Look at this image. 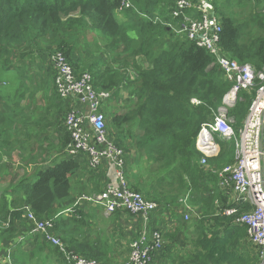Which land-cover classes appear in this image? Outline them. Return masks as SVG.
Masks as SVG:
<instances>
[{"label": "trees", "instance_id": "1", "mask_svg": "<svg viewBox=\"0 0 264 264\" xmlns=\"http://www.w3.org/2000/svg\"><path fill=\"white\" fill-rule=\"evenodd\" d=\"M126 1L129 7L121 8ZM177 1L0 0V77L11 69L12 61L17 66L21 64L23 51L36 47L47 56L54 76L50 54L56 52L65 56L76 77L88 72L94 89L110 94L101 112L108 120V135L124 152V175L129 188L156 204L153 215L166 211L179 219L183 206L177 203L186 194L187 203L195 211L187 221L180 217L176 229L166 232L160 230L151 216L149 229L161 231L164 244L149 264L161 259L170 260L167 264H260L246 226L237 222L248 212L249 204L232 202L229 193L219 187L218 172L235 162L234 142L216 140L217 156L210 158L206 166L199 164L196 135L215 116L231 84L214 63L213 55L174 35L173 28H177L179 19L172 21V10ZM184 1L190 6L183 12L191 19H200L203 15L200 7L218 18L221 27L218 46L222 54L240 65H250L255 73L262 70L264 0ZM119 13L121 20L117 17ZM89 30L108 44L100 55L92 56L84 49L86 54L79 56L76 40ZM259 86L255 80V87L239 91L236 103L227 110L236 135ZM118 101L120 107L122 104L121 113H115L109 105ZM68 107L66 103L63 116ZM61 137L60 148L66 154L69 137L67 134ZM0 146L2 149L3 144ZM141 151L147 154L142 165L137 155ZM66 156V160L54 166L49 163V167L15 175L3 189L0 257L10 252L11 264H26L22 260L26 257L23 246L15 240L20 236L29 248L36 247L38 255L45 254L65 264L57 248L40 234H31L29 223L24 225L25 207L38 220L54 218L52 233L67 251L107 264L102 242L74 238L72 229L82 224L77 219L79 213L74 212L68 220L59 214L71 206L65 203L79 169L75 157ZM98 169L90 171L91 175L100 171L101 178L93 185L92 193L103 191L105 173ZM3 173L10 175L7 169H0L1 176ZM228 209L235 212L223 215ZM119 212L129 215L122 210L115 213Z\"/></svg>", "mask_w": 264, "mask_h": 264}, {"label": "built area", "instance_id": "2", "mask_svg": "<svg viewBox=\"0 0 264 264\" xmlns=\"http://www.w3.org/2000/svg\"><path fill=\"white\" fill-rule=\"evenodd\" d=\"M189 6L184 0L176 2L172 10V21L179 19V24L177 28H173L174 35L194 42L213 55L214 63L231 84L215 116L203 124L196 135L195 149L201 156L199 164L206 166L210 158L217 156L219 147L216 140L234 142L235 162L218 172L219 187L227 191L229 196L232 195V202L249 204L248 212L243 213L237 222L246 226L247 237L257 248L260 264H264V67L255 73L250 65H240L228 59L218 46L221 32L218 18L200 7L203 15L199 20H193L183 12ZM128 7L127 1L122 2L121 8ZM168 27L170 29L171 24ZM50 62L55 72L53 83L56 94L69 105L64 116V128L69 135L65 153L72 157H86L89 171L105 166L108 179L110 178L102 193L81 195L75 206L81 202L97 204L106 215L117 210L126 211L139 223L140 230L137 238L130 243L129 258L125 264H149L154 253L164 244L162 233L149 229L151 216L157 206L131 190L126 183L124 152L109 137L101 112L110 94L95 90L88 72L76 77L62 54L55 53ZM255 80H258L260 86L255 91L236 135L231 126L232 121L227 118V110L236 103L239 91L255 87ZM182 206L183 218L187 221L195 211L187 205ZM27 209L28 207L24 208V219L31 226L30 233L40 234L49 245L57 248L65 264H99L66 250L63 242L52 233L54 218L38 220ZM234 212V209H228L223 215L229 216ZM8 254L10 252L0 259V264H11Z\"/></svg>", "mask_w": 264, "mask_h": 264}, {"label": "crops", "instance_id": "3", "mask_svg": "<svg viewBox=\"0 0 264 264\" xmlns=\"http://www.w3.org/2000/svg\"><path fill=\"white\" fill-rule=\"evenodd\" d=\"M28 50L23 51L25 56L20 60L19 66L12 61L11 69L0 77V144H3L2 149L0 146V169H7L10 175H15L18 171L23 172L24 169L31 173L38 167L48 166L50 160L55 158L53 153L64 152L60 148L61 136L65 135L64 131H56L46 122L49 120L48 107L57 106L59 109L58 102H52V98L58 99L53 85V70L48 60L46 64L44 58H40L45 54H40L36 47ZM47 75H50V80ZM55 122H57L56 119ZM74 159L78 161L79 169L71 181V190L65 203L71 206L59 214L68 220L74 212H78L77 219H80L82 224L72 229L74 238L102 242L105 246L104 257L107 264H125L129 258L130 243L136 239L140 225L134 218L123 212L106 215L103 208L97 204L81 202L75 206L77 198L81 195L100 194V191L98 193L91 191L94 189L93 185L101 178L100 171L91 175L87 168L86 157L77 155ZM100 169L106 176V167L102 166ZM105 176V180H102L104 187L110 181L109 178L106 182ZM8 184L9 182L0 181V195ZM230 200L232 201V195ZM154 215L153 222L162 232H166L176 229L182 214L179 213V219L171 217L166 211L158 216ZM24 225H28V222L26 221ZM27 228L29 229V226ZM16 242L19 244L18 239ZM1 245L0 242V248ZM22 246L25 255L31 253L30 259L35 260L33 264L60 263L59 260H53L45 254L38 255L35 246L29 248L25 242ZM25 263L30 264L27 260Z\"/></svg>", "mask_w": 264, "mask_h": 264}, {"label": "rangeland", "instance_id": "4", "mask_svg": "<svg viewBox=\"0 0 264 264\" xmlns=\"http://www.w3.org/2000/svg\"><path fill=\"white\" fill-rule=\"evenodd\" d=\"M130 2V1H129ZM131 3V2H130ZM117 17H118V19H120V18H122V14L121 13H119L118 15H117ZM121 20V19H120ZM90 32H88V33H86V34H81L80 36H78V38H77V40H76V42H77V47H78V49H79V51H81V54H78L79 56H84L86 53H85V50L88 52V53H90L92 56L93 55H95V56H97V55H100L101 54V51H102V49L108 44L107 42H106V40L105 39H103V38H101L99 35H97L96 34V32L95 31H91V30H89ZM81 47V48H80ZM85 49V50H84ZM42 50L45 52V53H48V51L47 50H44V48H42ZM42 51V52H43ZM56 52H54V53H52V54H50V55H54ZM41 59L42 58H44V60H45V62H46V64H47V56L45 55V56H43V57H40ZM90 60H91V58H90ZM37 67V66H36ZM47 70H46V68H45V72H46ZM3 76V75H2ZM48 77H49V80H50V75H47ZM53 85H54V83H53ZM1 89H3V88H1ZM54 89H55V86H54ZM56 92V91H55ZM121 98H123V96L121 95ZM52 102L53 103H57L58 102V104H59V109H57V106L56 107H54V108H52V107H48V109L47 110H49L48 111V115H49V120H46V122L48 123V124H50L51 125V127L53 128V129H56V131H65V134H67V132H66V130H65V128H64V116H63V113H64V111H65V104L60 100H58L57 98H55V99H53L52 98ZM106 104H107V101L106 102H104V104H103V106H102V108L104 107V105L106 106ZM118 104V105H117ZM119 104H120V101H118V103H116V105L114 104V102H112V104H109V105H112V107H114V112L115 113H121V109H122V104H121V107L119 106ZM50 105H52V104H50ZM101 108V109H102ZM103 115V118H104V120H105V124H106V127H107V132L109 133V127L107 126V119L105 118V116H104V114H102ZM57 116V117H56ZM58 117H59V119H58ZM55 119L57 120V122H55ZM62 126V127H61ZM68 135V134H67ZM68 137H69V135H68ZM110 137V136H109ZM112 139V138H111ZM56 148V147H55ZM142 153V154H141ZM141 153L140 154H138V152H137V155H138V158H139V163H140V165H142V161L145 159V157H147V154H145L143 151H141ZM143 154H145V155H143ZM53 156L54 157H56V158H54L53 160H51L50 161V165L49 166H54L55 164H58L59 162H61V161H63V160H66L67 159V156H66V154H64V152H62V151H59V152H57V153H53ZM147 162V161H146ZM146 162H144V164H146ZM143 164V165H144ZM48 166V167H49ZM43 169H45V168H43ZM4 172V171H3ZM21 173H24V174H26L27 173V171L24 169L23 170V172L22 171H18L17 172V174H15V175H22ZM138 173H139V171H138ZM15 175H7V174H4L3 173V175L1 176L0 175V181L2 182V183H5V182H8L10 179H11V177L10 176H12V177H15ZM19 177V176H18ZM106 177V182L108 181V177H109V175H106L105 176ZM105 180V179H104ZM174 180H176V179H174ZM126 183H127V185H128V181H127V179H126ZM129 186V185H128ZM90 191V190H89ZM189 198V195L188 194H186V195H184L182 198H180L179 199V201H178V203H177V205L178 206H180V205H187V206H189V207H191L192 209H194V207H192V206H190V205H188L187 204V199ZM179 210H181V208L179 209ZM27 211L29 212V213H31L30 211V208L28 207V209H27ZM179 215V214H178ZM181 217H182V215H181ZM183 220H185L184 218H183ZM1 226H3L2 224H1ZM7 227V226H6ZM23 238L24 237H22V236H20L19 237V245L20 244H22L23 243ZM18 239V237L15 239V240H17ZM177 245V244H176ZM179 250V249H178ZM176 251H177V249H176ZM31 254V253H30ZM30 254H27L26 255V257H22V260L23 261H25V260H27V262H29L30 264H33L34 262H35V260H33V259H30ZM183 254V253H182ZM168 260V259H167ZM167 262H170V260H168ZM167 262H165L164 261V259H161V260H158V261H156L155 262V264H167ZM59 264H61V263H59Z\"/></svg>", "mask_w": 264, "mask_h": 264}]
</instances>
